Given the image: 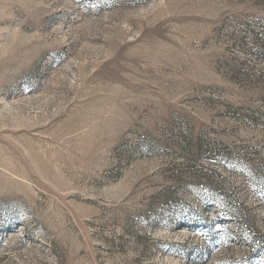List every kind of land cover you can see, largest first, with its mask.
I'll return each instance as SVG.
<instances>
[{
    "label": "rangeland",
    "instance_id": "rangeland-1",
    "mask_svg": "<svg viewBox=\"0 0 264 264\" xmlns=\"http://www.w3.org/2000/svg\"><path fill=\"white\" fill-rule=\"evenodd\" d=\"M0 264H264V0H0Z\"/></svg>",
    "mask_w": 264,
    "mask_h": 264
}]
</instances>
